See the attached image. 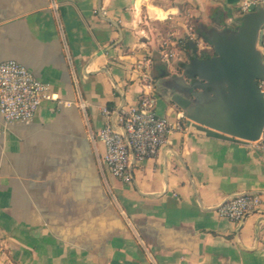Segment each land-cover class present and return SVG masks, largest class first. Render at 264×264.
Wrapping results in <instances>:
<instances>
[{
  "label": "crops",
  "instance_id": "1",
  "mask_svg": "<svg viewBox=\"0 0 264 264\" xmlns=\"http://www.w3.org/2000/svg\"><path fill=\"white\" fill-rule=\"evenodd\" d=\"M55 1L0 0V63L87 105L47 100L29 122L0 113V264H264V199L240 223L217 214L229 197L264 198V153L179 120L163 77L188 61L183 39L209 50L199 25L235 26L264 0ZM146 75L158 115L182 129L124 184L100 164L102 109L134 105Z\"/></svg>",
  "mask_w": 264,
  "mask_h": 264
},
{
  "label": "water",
  "instance_id": "2",
  "mask_svg": "<svg viewBox=\"0 0 264 264\" xmlns=\"http://www.w3.org/2000/svg\"><path fill=\"white\" fill-rule=\"evenodd\" d=\"M216 55L193 53L181 72L164 74L169 101L200 126L244 142L264 128V3L251 4L235 26L197 27Z\"/></svg>",
  "mask_w": 264,
  "mask_h": 264
},
{
  "label": "built area",
  "instance_id": "3",
  "mask_svg": "<svg viewBox=\"0 0 264 264\" xmlns=\"http://www.w3.org/2000/svg\"><path fill=\"white\" fill-rule=\"evenodd\" d=\"M51 3L57 10L56 1L51 0ZM249 6H245V12L249 11ZM172 58L174 53L165 54V59ZM145 79L148 91H144L134 105L118 111L107 107L102 109L105 122L99 133V141L105 146V153L100 164L124 184H132L134 167L146 159L155 158L169 142V136L175 130L182 129L180 124H172L167 117L158 115L153 79L147 75ZM259 87L264 93V79L259 82ZM47 100L66 107L76 105L86 111L87 105L82 98L76 104L59 101L50 85L37 79L20 63H0V113L6 123L32 121ZM182 119L185 118L180 114L179 120ZM246 143L264 153V128L257 142ZM263 199L256 193H241L224 200L217 208V214L223 219L240 223L250 214L261 213Z\"/></svg>",
  "mask_w": 264,
  "mask_h": 264
},
{
  "label": "trees",
  "instance_id": "4",
  "mask_svg": "<svg viewBox=\"0 0 264 264\" xmlns=\"http://www.w3.org/2000/svg\"><path fill=\"white\" fill-rule=\"evenodd\" d=\"M180 49L185 53L187 59H189V57L195 53V52H199V46L197 44V42L195 40H192L190 38H185L181 41L180 45H179ZM213 53L210 54L209 50H204L200 53V57H213L216 55L214 49H212ZM185 63H182L181 66H183Z\"/></svg>",
  "mask_w": 264,
  "mask_h": 264
},
{
  "label": "rangeland",
  "instance_id": "5",
  "mask_svg": "<svg viewBox=\"0 0 264 264\" xmlns=\"http://www.w3.org/2000/svg\"><path fill=\"white\" fill-rule=\"evenodd\" d=\"M247 12H248V11H247ZM196 42H197V44L199 45L198 40H196ZM205 43H206V47L209 48V53L212 54V53H213V51H212L213 48L211 47V45H210L209 43H207V42H205ZM260 49H261V51H263V53H264V45H263V47H261ZM206 50H207V49H206ZM187 60H188V59H187ZM187 60H186V61H187ZM187 62H188V61H187ZM181 67H182L181 65H179V66L177 65V69H178L179 73L181 72Z\"/></svg>",
  "mask_w": 264,
  "mask_h": 264
},
{
  "label": "flooded vegetation",
  "instance_id": "6",
  "mask_svg": "<svg viewBox=\"0 0 264 264\" xmlns=\"http://www.w3.org/2000/svg\"><path fill=\"white\" fill-rule=\"evenodd\" d=\"M214 57V56H213Z\"/></svg>",
  "mask_w": 264,
  "mask_h": 264
}]
</instances>
